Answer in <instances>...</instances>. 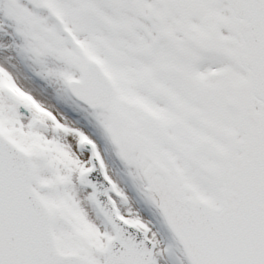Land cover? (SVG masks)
Listing matches in <instances>:
<instances>
[{"label": "snow or ice", "instance_id": "snow-or-ice-1", "mask_svg": "<svg viewBox=\"0 0 264 264\" xmlns=\"http://www.w3.org/2000/svg\"><path fill=\"white\" fill-rule=\"evenodd\" d=\"M0 264H264V0H0Z\"/></svg>", "mask_w": 264, "mask_h": 264}, {"label": "bare ground", "instance_id": "bare-ground-1", "mask_svg": "<svg viewBox=\"0 0 264 264\" xmlns=\"http://www.w3.org/2000/svg\"><path fill=\"white\" fill-rule=\"evenodd\" d=\"M30 64V61H25L23 63H21L20 67L22 69V71L25 72V74L29 77L30 81L32 82V84L36 87L38 95L47 100L48 102L54 104L56 106L57 109H59L60 112H62L69 120L75 122L76 126L80 127L79 121H85L88 120V122H90L93 125V128H89L84 126L82 129L85 130L86 132H88L89 134L93 135L100 143L102 147H106V145L103 144L102 140H101V136L99 133L98 128L95 125L94 120L92 119L91 115L89 114V111H84L83 108H77L78 109V114L77 117L76 116H72L70 115V110L72 109V106L70 104V102H65L62 99H59L57 97V88L59 87V85L56 84H52L51 83V87L47 88V84L49 82H47L46 80L42 79L41 77L37 76L35 74V70L38 71V69H33V67H28L27 65ZM56 98L58 101L55 100H51V98ZM59 105V106H58ZM110 153V151H109ZM108 152L106 155V160L108 161ZM110 167L112 166L109 163ZM112 168V167H111ZM113 170V169H112ZM115 173V179L118 180V182L120 183L121 187L124 188V190L128 193V195H130V189L125 185V176L122 175L121 170L119 169V167H114V171Z\"/></svg>", "mask_w": 264, "mask_h": 264}, {"label": "rangeland", "instance_id": "rangeland-1", "mask_svg": "<svg viewBox=\"0 0 264 264\" xmlns=\"http://www.w3.org/2000/svg\"><path fill=\"white\" fill-rule=\"evenodd\" d=\"M51 100L58 101L56 98H51ZM122 166H123L124 172L126 173L123 164H122ZM112 167H115V163ZM125 176H126L125 177V185L130 189V193H129L130 195L129 196L133 200V206L135 208H137L145 218L155 220V216L153 214L154 210L151 209V207L149 205H147L142 199L139 198L138 194L136 193V191L132 187L129 178L127 177V175H125ZM167 238H168V234L165 233V239H167Z\"/></svg>", "mask_w": 264, "mask_h": 264}]
</instances>
